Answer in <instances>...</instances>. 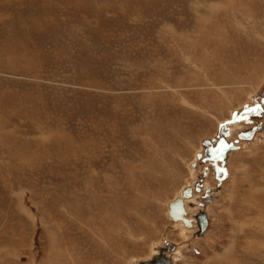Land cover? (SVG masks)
Instances as JSON below:
<instances>
[{"label":"rangeland","instance_id":"obj_1","mask_svg":"<svg viewBox=\"0 0 264 264\" xmlns=\"http://www.w3.org/2000/svg\"><path fill=\"white\" fill-rule=\"evenodd\" d=\"M263 93L264 0H0V264H264Z\"/></svg>","mask_w":264,"mask_h":264},{"label":"water","instance_id":"obj_2","mask_svg":"<svg viewBox=\"0 0 264 264\" xmlns=\"http://www.w3.org/2000/svg\"><path fill=\"white\" fill-rule=\"evenodd\" d=\"M262 100L264 102V94ZM223 127L221 126L220 134L226 133V131L224 132ZM254 132H255V128H251L245 131L241 136L249 139L251 138ZM204 144L206 145L205 158L209 159L210 161L222 160L225 155V152L229 149V147H231V145H229V143L224 141V139L222 138L219 139L214 146H211V143L209 141H204ZM190 195H191V189L189 187L183 188L182 196H190ZM168 214L172 219L181 220L185 225L188 226L190 225V219L185 217V210L183 207L182 197H176L169 201ZM198 219H199L198 224L200 228L199 231H201L207 225V218L205 214L202 213L201 215H199ZM138 264H172V263H170V260L168 258H165L162 254H159L154 256L149 261H140Z\"/></svg>","mask_w":264,"mask_h":264},{"label":"flooded vegetation","instance_id":"obj_3","mask_svg":"<svg viewBox=\"0 0 264 264\" xmlns=\"http://www.w3.org/2000/svg\"><path fill=\"white\" fill-rule=\"evenodd\" d=\"M264 94V93H263ZM263 97V96H262ZM262 106L264 107V102H263V100H262ZM263 115V109L262 108H260V107H256L255 109H252V110H249L248 112H245L242 116H246L247 118H249V117H258V116H262ZM252 126H251V128H255V130H260L261 129V125H259L258 123L257 124H254V123H252L251 124ZM223 127V126H222ZM250 128V129H251ZM223 130H224V132L227 130L225 127H223ZM249 130V129H248ZM222 131V130H221ZM245 131H247V130H245ZM245 131H240L239 132V136L241 137V138H244V137H242L241 135L245 132ZM223 132V131H222ZM228 133H230L228 130L226 131V133H224V135L226 136V135H228ZM220 134V133H219ZM221 135V134H220ZM219 135V136H220ZM252 137V136H251ZM221 138L222 139H224V141H226L227 142V140L225 139V137H223V135L221 136ZM220 138V139H221ZM244 139H246V140H249V139H251V138H249V139H247V138H244ZM213 146V145H212ZM231 147H233L234 148V146L233 145H231ZM231 147H229V148H231ZM228 151V150H227ZM197 153H200V152H196V154ZM196 154H195V161H193V163L195 164L192 168L193 169H196L197 168V163L199 162V161H202V160H209V159H206L205 158V151L203 152H201V157H200V159H198L197 157H196ZM225 157V156H224ZM210 161V160H209ZM219 173V175H221L222 173L221 172H218ZM195 188V184H194V186L193 187H191V190H192V197L191 198H189V199H184L185 200V203H184V208H185V210H186V212H187V217L188 218H191L193 221H192V223H193V225H194V227H196L195 229H194V231H186V232H188L189 233V235H195V233H198L199 232V227H198V217H199V215L201 214V213H204V212H199L195 217H194V215L193 214H191L190 215V213H189V208L190 207H192V205H195L196 203L195 202H197V198H196V190L194 189ZM180 193V192H179ZM179 193H177V194H179ZM193 208V207H192ZM197 208H199V209H201L200 207H198L197 206ZM195 213H197V211L195 212ZM206 214V213H205ZM207 216V215H206ZM207 220H208V218H207ZM208 226V225H207ZM206 230V229H205ZM185 240H187V239H185ZM156 248H158L159 246H155ZM160 248V247H159ZM170 248V247H169ZM168 248V249H169ZM161 249H163V252L161 251ZM167 249V247H163V248H160L159 250H157L156 249V251H155V253L156 254H160L161 252L162 253H164L166 256H168V257H170L171 259H172V255H175V257H179V255L178 254H174V253H171L170 254V252L171 251H167L166 250ZM159 251V252H158ZM170 254V255H169ZM174 260L172 259V262H173Z\"/></svg>","mask_w":264,"mask_h":264},{"label":"bare ground","instance_id":"obj_4","mask_svg":"<svg viewBox=\"0 0 264 264\" xmlns=\"http://www.w3.org/2000/svg\"><path fill=\"white\" fill-rule=\"evenodd\" d=\"M251 97V96H250ZM221 135H224L223 133L221 134ZM210 142V141H209ZM211 143V142H210ZM211 146H212V143H211ZM227 152V151H226ZM226 152H225V154H226ZM225 156V155H224ZM196 157L198 158V159H200V157H201V152L200 153H197L196 154ZM224 158V157H223ZM193 165H195L194 163H192L190 166L191 167H193ZM192 172V171H191ZM186 187H189L190 189H191V187H190V185L189 186H185V187H183V188H186ZM183 188H181V190H180V193L179 194H177L174 198H176V197H182V201H183V207H184V203H185V200L184 199H189V198H191L192 197V190H191V195L190 196H182V190H183ZM173 198V199H174ZM170 200H172V199H170ZM169 200V201H170ZM169 201L166 203V207H167V211H166V215L169 217V219H171L173 222H175V223H180L181 225H182V227H183V229H186V231H194V229L196 228V227H194V225H193V223H192V219L191 218H188L187 217V212H186V210H185V208H184V210H185V217L186 218H188V219H190V225L188 226V225H185L181 220H177V219H172L170 216H169V214H168V203H169ZM202 214V213H201ZM200 214V215H201ZM205 214V213H204ZM205 216H206V214H205ZM199 218V217H198ZM206 218H207V216H206ZM199 220V219H198ZM207 225H208V220H207ZM207 225H206V227L204 228V229H202L201 231H199L198 232V234L199 235H202V234H204L203 232L205 231V229L207 228ZM169 227V226H168ZM198 227H199V224H198ZM199 230H200V228H199ZM184 232V231H183ZM179 233V235L181 236V237H183L184 239H186L187 237H185L186 236V233ZM156 245H154V248H153V253H152V256H150L149 257V259H147V260H145V261H149L150 259H152L154 256H156V255H159V254H156L155 253V251H156V249L157 250H159L160 248L158 247V248H156L155 247ZM161 247V246H160ZM170 247V245H168L167 246V251L169 250L168 248ZM161 251L163 252V249H161ZM159 252V251H158ZM160 253V254H162L165 258H168L169 260H170V263H172V264H174L173 262H172V259L170 258V257H168V256H166L164 253ZM136 264H138V263H136Z\"/></svg>","mask_w":264,"mask_h":264}]
</instances>
